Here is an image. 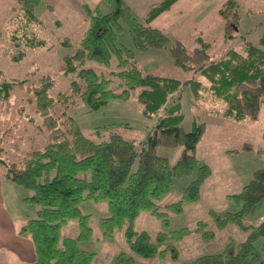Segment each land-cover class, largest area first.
Listing matches in <instances>:
<instances>
[{
	"label": "trees",
	"instance_id": "obj_1",
	"mask_svg": "<svg viewBox=\"0 0 264 264\" xmlns=\"http://www.w3.org/2000/svg\"><path fill=\"white\" fill-rule=\"evenodd\" d=\"M41 1L16 0L18 5L13 6L19 17L10 36L14 47L9 55L13 60L25 55L21 43L34 47L43 42L31 37L29 27L38 21L35 8ZM104 1L110 6L107 12L83 4L87 26L78 46L65 55L61 65L63 72L71 75L69 89L55 97L50 95L54 81L50 75L43 76L37 85L27 86L34 97L35 111L48 132L47 141L41 148L29 151L19 163H8L0 157L5 177L30 191L24 201L38 205L36 216L29 217L18 230L29 236L34 245L36 258L26 264H91L95 252L78 245L92 238L90 215L79 206L87 199L107 200L108 214L101 218L103 234L111 236L115 229L123 227L127 244L142 257H155L167 249L177 258L174 245L163 246V243L181 239L193 229L204 240L213 238L214 229L203 220L197 221L193 229L159 231L154 237L134 227V220L142 210L150 211L168 224L165 209L181 212L184 202L198 200L201 185L211 173L210 165L196 155L205 124L194 117L191 129L185 130L181 101L174 93L185 83L197 100L210 99L216 104L223 101L222 108L213 104L210 111L234 120L257 119L264 104V32L256 43L245 40L242 50L231 47L212 58L208 52L210 44L201 35L195 38L197 45L188 50L179 40L170 43L162 29L149 24L176 0H162L153 5L144 23L133 16L125 0ZM239 6L238 0H224L218 9L227 38L238 28ZM122 22L127 25L136 50L168 47L175 65L199 72L205 82L195 78L183 82L177 77L143 71L133 59V50L117 42ZM68 42L66 37L62 40L63 44ZM88 60L106 66L115 61V69L106 75L86 65ZM111 76L117 77L115 85ZM15 83L23 86L24 80L1 78L0 72V98L7 99ZM132 94L144 115L156 117L146 136L138 141L109 126L105 129L96 126L94 133L98 138L94 139L72 117L69 126L62 128L58 124L59 116L52 112L56 103L68 106L76 102L83 103L88 111L97 110L111 99H128ZM176 145L183 148L173 165L156 152L158 146ZM242 148L249 149L251 144L246 142ZM185 175H192V179L182 187L181 197L164 207L158 204L174 180ZM226 196L239 201L240 208L222 214L210 209L208 213L215 228H224L232 222L247 232L245 238L240 242L229 239L222 251L203 254L183 264H264V219L256 224L244 221V216L253 213L264 199V167L255 169L238 192ZM70 219H77L79 231L75 236H62L60 228ZM114 264H134V257L121 251L114 256Z\"/></svg>",
	"mask_w": 264,
	"mask_h": 264
},
{
	"label": "rangeland",
	"instance_id": "obj_2",
	"mask_svg": "<svg viewBox=\"0 0 264 264\" xmlns=\"http://www.w3.org/2000/svg\"><path fill=\"white\" fill-rule=\"evenodd\" d=\"M162 0H125L133 16L141 22L153 5ZM224 0H176L172 6L150 21L170 38V43L181 41L188 50L197 45V35L208 41V52L212 58H217L228 48L242 50L245 40L257 42L264 32V0H238L239 23L238 28L227 38L224 36V19L219 14V7ZM83 4L91 8L99 7L100 12H107L109 4L104 0H42L35 8L37 22L31 23V37L43 40L42 44L27 47L21 43L25 55L20 60H13L9 50L14 47L11 32L19 22L16 0H0V72L1 78L24 80L23 86L15 83L9 91L7 99L0 98V157L6 162L19 163L31 150L41 148L48 138V132L42 124V117L35 111L33 94L27 86L37 85L43 76L50 75L53 85L49 89L52 96L69 89L70 74L61 69L66 54L72 53L78 46L80 38L87 26V17ZM68 44H63L64 38ZM117 42L129 47L134 52L133 59L145 72L160 73L181 79L205 78L195 70H186L172 61L168 47L148 48L136 50L127 25L122 22L118 32ZM115 61L110 66L95 60H88L86 65L99 72L110 75L115 69ZM114 84L117 77L111 76ZM174 97L181 101V111L184 115L182 126L191 129L192 119L197 117L205 124V130L196 146V155L200 161L207 162L211 173L202 183L200 198L193 202H184L181 212L166 208L168 224L148 210H142L134 220V227L147 231L152 237L159 231H169L188 227L193 229L199 220L207 222V227L213 228L215 236L209 240L202 239L194 229L181 239L166 240L165 246L172 243L178 251L177 258L171 256L170 250H164L155 257H142L131 250L127 244L123 227L115 229L111 236L103 234L101 218L108 214L106 199L94 201L87 199L79 203L83 213L89 214L88 224L92 228V238L80 241L79 247L95 252L91 264H114V256L124 251L134 257V264H183L196 257L220 252L229 239L242 241L247 232L241 230L235 223H228L224 228H215L214 220L209 215L210 209L217 213L235 211L241 203L226 195L240 190L252 176V172L264 167V104L261 105L257 119L246 117L242 120L226 118L220 113H212L210 107L216 102L210 99L197 100L190 87L182 83L174 93ZM209 98V93H206ZM217 107L224 106L223 101L217 102ZM54 115L59 116L58 124L62 128L69 126L72 117L82 131L94 139L97 134L94 128L112 127L126 138L136 141L143 139L155 116L144 115L135 95L128 99H111L105 106L88 111L83 103H73L65 106L56 103L52 108ZM161 112V111H160ZM110 123H115L111 126ZM109 129V128H108ZM250 143L251 148L243 149L244 143ZM182 145L158 146L156 152L165 156L170 165L179 158ZM232 149H237L232 151ZM4 166L0 163V174ZM192 179L190 176L178 177L170 188L158 199V204L177 201L181 197V189ZM11 182L14 190L8 193L4 187L5 203L15 218L26 221L36 216L38 205L24 201L30 193L20 185ZM11 198V200H10ZM264 219V199L258 202L253 213L244 216V221L256 224ZM79 231L77 219L66 221L60 228L62 236H75ZM10 261L0 255V264Z\"/></svg>",
	"mask_w": 264,
	"mask_h": 264
},
{
	"label": "crops",
	"instance_id": "obj_3",
	"mask_svg": "<svg viewBox=\"0 0 264 264\" xmlns=\"http://www.w3.org/2000/svg\"><path fill=\"white\" fill-rule=\"evenodd\" d=\"M10 181L3 171L0 174V255L9 260V264H26L34 261L36 254L31 238L18 231L25 221L15 218L6 206L4 187L7 188L9 194L14 190Z\"/></svg>",
	"mask_w": 264,
	"mask_h": 264
}]
</instances>
